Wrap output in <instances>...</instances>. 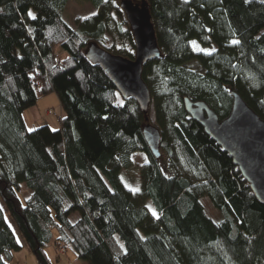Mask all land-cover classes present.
Masks as SVG:
<instances>
[{"label": "trees", "instance_id": "obj_1", "mask_svg": "<svg viewBox=\"0 0 264 264\" xmlns=\"http://www.w3.org/2000/svg\"><path fill=\"white\" fill-rule=\"evenodd\" d=\"M87 1L97 13L73 26L68 0H0V264L20 248L6 212L38 264H52V243L89 264H264V203L183 104L203 101L221 120L235 91L264 120V2L132 0L146 2L160 50L141 72L156 157L142 131L147 111L85 54L90 43L108 51L111 33L134 48L124 12ZM193 60L202 72L187 68ZM51 93L59 127L29 130L24 112ZM136 151L146 163L134 186L124 174Z\"/></svg>", "mask_w": 264, "mask_h": 264}, {"label": "water", "instance_id": "obj_2", "mask_svg": "<svg viewBox=\"0 0 264 264\" xmlns=\"http://www.w3.org/2000/svg\"><path fill=\"white\" fill-rule=\"evenodd\" d=\"M134 43V58L108 52L90 43L86 56L98 63L112 80L120 95L134 98L144 112L150 104V92L142 79V64L160 56L151 15L145 1L120 0ZM232 105L223 119L203 101L183 99L185 111L197 121L217 144L225 150L247 181L258 201L264 203V120L261 119L235 91H231ZM264 103V93L262 95ZM143 135L156 157L159 156V131L148 124Z\"/></svg>", "mask_w": 264, "mask_h": 264}, {"label": "rangeland", "instance_id": "obj_3", "mask_svg": "<svg viewBox=\"0 0 264 264\" xmlns=\"http://www.w3.org/2000/svg\"><path fill=\"white\" fill-rule=\"evenodd\" d=\"M112 1L114 4L119 5L120 0H112ZM97 11L98 9L93 7L91 3L87 0H68L63 12V18L69 25L74 26L75 20L77 18L79 20H83L87 17L96 14ZM107 38L109 42L107 43L106 47L108 48V51L110 53L121 55L119 53V50L123 47L128 48L131 52L134 53V48L131 49L130 45L127 44L128 41L127 40L123 41L121 37H119L117 34L111 33L110 35H107ZM196 45L198 46L199 49H206L209 50L207 52H210L209 48L203 47L198 43H196ZM191 46L193 50L199 51L193 47L192 43ZM186 66L187 68L197 72L203 71L200 65L195 60L188 62ZM61 115H62V111L59 110V101L54 93H51L49 95L40 98L33 107L27 109L24 112L25 123L29 130L41 126L45 123L49 124L53 129H56L59 127L58 120H59V116ZM146 115H147L146 122L155 126L156 124L154 117L153 102L149 104ZM37 116L40 117L37 118ZM136 152L137 154H135L132 160L133 167L131 171H126V173L124 174L125 178L129 181V183L128 182L127 183L129 185L131 184L134 186L140 183L139 169L141 168V166H143L146 163L140 151H136ZM20 190H21L22 198L30 193V190L27 189L24 184L20 185ZM205 204L210 214L215 216H220L218 211L215 210L212 206H210L208 202L205 201ZM5 214L7 217V221L10 224V227L15 234L16 240L19 242V244H21V247L19 249L14 250L12 252V259L8 261L7 264H38L36 258L29 250L24 238L22 237L21 233L15 226L8 212H6ZM46 253L52 264H89L87 261L77 257L70 249H67V247L63 245H57L52 243L47 246Z\"/></svg>", "mask_w": 264, "mask_h": 264}, {"label": "snow or ice", "instance_id": "obj_4", "mask_svg": "<svg viewBox=\"0 0 264 264\" xmlns=\"http://www.w3.org/2000/svg\"><path fill=\"white\" fill-rule=\"evenodd\" d=\"M246 2H247V0H246ZM262 2H264V0H262ZM28 15H29L31 18H33V19L35 18L34 15H33L31 12H29ZM191 43L193 44V47L196 48V50H199V51H206V52L209 51V50H206V49H199L198 46L196 45V43H195L194 41L191 42ZM232 43H233V44H238L239 41L233 40ZM211 51H215V49H212ZM30 130H31V129H30ZM153 215H155V213H153Z\"/></svg>", "mask_w": 264, "mask_h": 264}, {"label": "crops", "instance_id": "obj_5", "mask_svg": "<svg viewBox=\"0 0 264 264\" xmlns=\"http://www.w3.org/2000/svg\"><path fill=\"white\" fill-rule=\"evenodd\" d=\"M59 110L62 111L60 105H59ZM39 117H40V116H37V118H39ZM24 120H25V116H24ZM140 153H141V152H140ZM135 154H137V152H135V153L132 155V160H133V157L135 156ZM141 155H142V157L145 159V162H146V158H145L144 154L141 153ZM145 162H144V163H145ZM5 219H7L6 214H5ZM6 222H7V220H6ZM7 223H8V222H7ZM8 225L10 226L9 223H8ZM18 244H19V242H18ZM19 245H20V247H21V244H19Z\"/></svg>", "mask_w": 264, "mask_h": 264}, {"label": "flooded vegetation", "instance_id": "obj_6", "mask_svg": "<svg viewBox=\"0 0 264 264\" xmlns=\"http://www.w3.org/2000/svg\"><path fill=\"white\" fill-rule=\"evenodd\" d=\"M119 3H120V1H119ZM118 8H119V10H121V8L119 7V5H118ZM122 11V10H121Z\"/></svg>", "mask_w": 264, "mask_h": 264}, {"label": "built area", "instance_id": "obj_7", "mask_svg": "<svg viewBox=\"0 0 264 264\" xmlns=\"http://www.w3.org/2000/svg\"><path fill=\"white\" fill-rule=\"evenodd\" d=\"M50 113V112H49Z\"/></svg>", "mask_w": 264, "mask_h": 264}]
</instances>
